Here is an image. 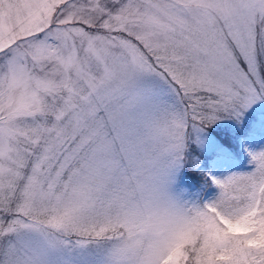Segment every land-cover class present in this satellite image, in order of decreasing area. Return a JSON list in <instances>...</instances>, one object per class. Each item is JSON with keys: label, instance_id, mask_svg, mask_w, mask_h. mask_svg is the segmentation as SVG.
Returning a JSON list of instances; mask_svg holds the SVG:
<instances>
[{"label": "snow or ice", "instance_id": "snow-or-ice-1", "mask_svg": "<svg viewBox=\"0 0 264 264\" xmlns=\"http://www.w3.org/2000/svg\"><path fill=\"white\" fill-rule=\"evenodd\" d=\"M258 105L264 0H0V264H264Z\"/></svg>", "mask_w": 264, "mask_h": 264}, {"label": "rangeland", "instance_id": "rangeland-1", "mask_svg": "<svg viewBox=\"0 0 264 264\" xmlns=\"http://www.w3.org/2000/svg\"><path fill=\"white\" fill-rule=\"evenodd\" d=\"M250 113H254L260 118L261 113H264V105L255 106L250 111ZM227 126H231L234 128L235 126L237 127V124L231 121H222L218 123L217 125H215L213 128H211L208 133L210 137V145L213 146V148L221 151L223 154V165L219 169H217L215 173L217 175L224 174V173L231 172V171H241L242 172V171L249 170V158L246 162H243L242 160H236L230 157L227 154L226 150L225 149L223 150L220 147V143L218 142V140L216 139V137L214 136L212 132L213 130L224 128ZM241 147L245 155H247L245 149L259 150L261 148H264V124L260 122L258 129L241 141ZM212 192H214V189H210L206 197L210 195Z\"/></svg>", "mask_w": 264, "mask_h": 264}, {"label": "trees", "instance_id": "trees-1", "mask_svg": "<svg viewBox=\"0 0 264 264\" xmlns=\"http://www.w3.org/2000/svg\"><path fill=\"white\" fill-rule=\"evenodd\" d=\"M260 123V118L254 114L250 113L245 118V123L242 126H227L217 130H213V134L220 143V147L226 150L227 154L236 159L246 162L248 156L244 155L241 149L240 142L242 139L255 132L258 129ZM209 192V189L205 195Z\"/></svg>", "mask_w": 264, "mask_h": 264}]
</instances>
